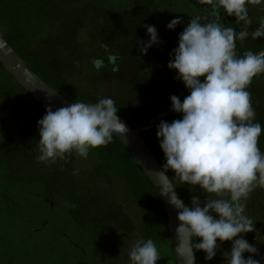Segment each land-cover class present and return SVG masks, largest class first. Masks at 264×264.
I'll list each match as a JSON object with an SVG mask.
<instances>
[{
	"label": "clouds",
	"instance_id": "obj_1",
	"mask_svg": "<svg viewBox=\"0 0 264 264\" xmlns=\"http://www.w3.org/2000/svg\"><path fill=\"white\" fill-rule=\"evenodd\" d=\"M197 2L210 5L211 11L209 18L190 19L179 34L178 47L170 54L168 68L177 72L176 79L182 80L189 94L183 102L176 95L170 97L172 111L182 113V119L161 120L157 125L156 138L166 160L159 175L166 177L171 170L180 183L196 189L199 186L207 194L204 200L192 195L187 205L169 190V203L177 210L175 233L181 250L190 245L194 252L203 251L210 261L224 242H231V250L223 253L225 264H260L251 256L244 257L246 252H259L242 234L254 231L252 219L244 214L245 202L257 188L264 189V153L259 147L264 129L254 122L256 112L247 90L256 76L264 74V51L248 50L238 56L236 41L243 43L249 35L253 40L264 38V19L254 31H248V6L264 0ZM220 9L242 25L240 31L222 23ZM182 22L178 17L167 28L174 30ZM142 26L150 39L137 43L139 52L146 55L149 48L162 42L154 25ZM101 46L108 51L106 45ZM117 59L109 55L114 72L118 71ZM103 63L101 59L93 61L97 70ZM38 125V162L45 165L72 152L86 158L90 149L107 146L114 134L129 131L111 98L91 104L75 102L55 110L48 107ZM129 258L130 264H157L160 255L153 240L138 239Z\"/></svg>",
	"mask_w": 264,
	"mask_h": 264
},
{
	"label": "rangeland",
	"instance_id": "obj_2",
	"mask_svg": "<svg viewBox=\"0 0 264 264\" xmlns=\"http://www.w3.org/2000/svg\"><path fill=\"white\" fill-rule=\"evenodd\" d=\"M71 1L75 4L76 0H0V14L6 17L2 21L13 28L8 40L14 45L18 44L17 40H20L21 52L16 46H14V50L33 61L60 94L71 101L89 104L96 103L103 98H111L115 102L117 111L123 112L132 123L140 118H151L157 114L160 108L170 107L172 95H176L180 99L188 95L189 90L182 80L176 79L177 72L172 70L162 75L160 83L145 79L146 87L144 86L145 90L141 91L145 95V103L135 99L131 96L134 92L132 88L135 87L131 82L137 84L138 80L142 79L139 75V59L130 57V54L129 57L126 56L125 51L134 53L136 49H139L140 45L137 41H145L147 34V29L142 25H150L152 21L158 30L161 42L163 37L174 31H177V38L174 40L177 41L183 30L178 26L174 30H170L167 28V24L178 17L185 20L194 16L201 10V4L196 3L195 0H160L156 6V0H132L134 9L129 13L114 12L108 15L106 19L111 23L110 27L114 28V32L107 35V38H103L101 45L109 46L115 52L118 49L125 56L118 61L120 71L114 73L110 67L98 72L91 63L96 59L94 57L85 60V65L90 63L88 65L90 69L86 67L79 69L76 64L73 65L69 61L72 58L84 61L79 56L72 57V55H77L72 32L79 23V12L76 17L72 16L71 11L74 10V4ZM155 6L157 9L153 18ZM257 8L259 5L248 6V9ZM225 18L226 20H235L234 17L227 14H225ZM249 19L252 20L250 17ZM253 19L255 21L262 20L264 14L257 13ZM44 30L46 36L36 41V36ZM70 34L71 40L68 38ZM245 42L240 44L239 48L241 49H238V52L236 48L238 56H242L248 50L257 53L263 47L260 38L256 40L251 38L250 41ZM154 55L161 58L166 57L165 49ZM170 79H175L173 82L177 83V86H169ZM123 82L124 84H122ZM247 90L251 93L252 107L256 112L254 122H259L264 129V75L255 77ZM29 110H33V105L21 90L16 89L13 80L7 76L6 72L0 69V132L9 130L13 125L12 121L16 123L20 119H27ZM172 117H168L167 122L182 119V113ZM153 134L154 139L150 140V144L158 162L163 166L166 160L160 147V141L156 138L157 130ZM38 140L39 132H35L34 134L29 133V136L23 139L17 138L3 142L0 147V160L2 162L9 161V163L11 160L14 163H25L29 154L30 177L35 176L31 166H53V164L54 166H66L65 177H63L64 184H70L73 188L80 186L83 195L89 200L91 198L90 201L100 200L104 196L100 191L104 193L110 188V180L116 178L121 182V178H124L133 192L138 194L141 205L143 204L146 215V240H153L157 246L160 255L157 264H174L172 242L162 204L133 159L116 140L113 139L107 146L90 149L86 158L78 157L79 155L72 152L66 155L65 159H57L55 163L49 165L38 162L40 154ZM259 147L264 153V131L259 138ZM85 166L91 167L86 169ZM18 167L14 166L13 170L8 171L13 174L12 178L16 180L23 178ZM4 173L6 174V169L0 166V177ZM167 174L173 184L177 186L178 193L185 204H191V197L194 194L198 195L201 200L207 198V194L200 191L199 186L196 189L180 183L175 179V173L171 170ZM90 188H93L94 191L97 189V194H94L93 191L92 195H89ZM245 203L244 214L252 219L254 231L257 228H262L264 224V189L257 188ZM254 231L242 234L244 239L250 242V237L255 234ZM231 247V242H224L221 248L217 249V255L212 259V264H217V259H224L223 253L230 251ZM194 253L196 264L206 263V254L203 251ZM246 257L248 258L249 255Z\"/></svg>",
	"mask_w": 264,
	"mask_h": 264
},
{
	"label": "flooded vegetation",
	"instance_id": "obj_3",
	"mask_svg": "<svg viewBox=\"0 0 264 264\" xmlns=\"http://www.w3.org/2000/svg\"><path fill=\"white\" fill-rule=\"evenodd\" d=\"M156 1L157 6L160 0ZM195 2L198 3L197 0ZM71 3L74 4L72 1ZM130 4L133 5L132 8L129 7ZM73 7L72 16L76 17L79 12V23L72 32L73 42L79 47L76 58L79 56L84 59L76 62L77 67L90 69V63L85 65V60L94 57L104 62L101 69L94 67L98 72L109 67L113 70L114 65L109 61L110 54L118 57L115 64L118 67V61L125 58L124 54L118 49L113 52L109 46L108 51L101 48L103 38L114 32L108 27L111 23L106 17L114 12L129 13L134 9L132 0H109L104 7L108 14L103 15L97 11L96 0H76ZM210 8V5H202L197 14L183 20L178 27L184 30L192 17L209 18ZM248 10L249 17L252 18L248 28L251 33L259 26L261 20L255 21L253 18L257 13L264 14V2L257 9ZM219 14L226 27H233L237 32L241 30L242 25L236 24L234 19L226 20L223 9H220ZM150 25H154V21ZM176 32L163 37L162 43L149 48L146 55L141 54L138 49L134 53L125 51L126 56L129 57L130 54V57L139 59V75L142 79L139 78L137 84L131 82L135 86L131 96L141 103H145V95L141 93L146 87L144 80L160 83L162 75L172 71L168 68V63L172 58L170 54L173 53V47H178V40L174 41L177 38ZM147 36L148 34L144 42L150 39ZM260 39L263 50L264 38ZM84 40H93L92 45H83ZM250 40L251 35L245 41ZM236 44L238 52L241 42L237 40ZM163 49L166 57L154 55ZM173 81L175 79L168 81L169 86H177ZM11 123L12 127L7 126L9 130L0 132V147L3 142L23 139L29 133L39 132L37 124L29 126V121L24 118ZM17 127L20 128L18 131ZM0 166L6 169V174L0 177V264H130L129 252L134 242L138 239L146 240L143 204L141 205L138 194L133 192L124 178H121V182L116 178L110 180V188L104 193L100 191L104 196L100 200L90 201L91 198L89 200L83 195L80 186L73 188L70 184H64L66 166H31L35 176L30 177L29 154L25 163L0 160ZM14 166H19L23 178H12L13 174L8 171L13 170ZM88 167L91 166H85L86 169ZM93 191L90 188L89 195ZM97 191L95 189L94 194ZM254 232L249 243L258 249L259 254L246 252L244 257L249 255L264 264V224ZM217 260V264H225V259ZM205 262L212 264L213 261Z\"/></svg>",
	"mask_w": 264,
	"mask_h": 264
},
{
	"label": "water",
	"instance_id": "obj_4",
	"mask_svg": "<svg viewBox=\"0 0 264 264\" xmlns=\"http://www.w3.org/2000/svg\"><path fill=\"white\" fill-rule=\"evenodd\" d=\"M8 32L9 28L7 26H0V63L5 71L8 72L16 82L45 109L52 107L53 110H55L56 108L75 103L60 94L52 85L47 83L41 75L29 67L28 63L20 57L14 48L5 40V36ZM261 51H264V49ZM181 101L183 102V100ZM175 113L176 112L172 111V107L168 108L155 119L151 121H143L135 128L118 115L120 121L126 125L129 131L127 134H114V136L119 139L130 152L131 157L152 183L158 198L161 200L165 211L166 223L173 245V253L175 255L176 263L196 264L195 253L193 260L194 249H192L190 245H185L183 250H181L180 242L175 233V229L179 223L177 210L169 203L171 197V192L169 190H173L179 199H183L178 193V190L171 181L169 175L166 174V177L159 175L162 166L141 137L143 131L150 130L158 125L161 120H164Z\"/></svg>",
	"mask_w": 264,
	"mask_h": 264
},
{
	"label": "trees",
	"instance_id": "obj_5",
	"mask_svg": "<svg viewBox=\"0 0 264 264\" xmlns=\"http://www.w3.org/2000/svg\"><path fill=\"white\" fill-rule=\"evenodd\" d=\"M96 3H97V11L98 12H100V14H108L107 13V10H105V6L107 5V3H109V0H96ZM132 4H130V6L129 7H131L132 8ZM4 19H6V17L5 16H2L1 14H0V26L1 25H4V26H7V27H9L10 28V31L8 32V34L5 36V40L14 48V46H16V47H18L19 48V51H20V49H21V47H20V45H19V43H20V40H17L16 42H18V44H13V43H11L8 39H9V36H10V34H12V32H13V28L10 26V25H8L7 23H5V22H3L2 20H4ZM106 25V24H105ZM111 26V24H108V27H110ZM114 28L113 27H110V30H113ZM46 35H45V30L43 31V32H41V34L40 35H38V36H36V41H39V40H41L42 38H44ZM47 36H48V34H47ZM69 40H71V34L69 35ZM73 40V39H72ZM92 42H93V40L91 41V40H89V41H85L84 40V42H83V45L84 44H86L88 47L90 46V45H92ZM76 44V43H75ZM76 49H77V53L79 52V47L76 45ZM16 51V50H15ZM18 51V52H19ZM17 52V51H16ZM17 52V54L19 55V54H21V55H19L20 57H22V56H24L22 53H18ZM72 57H76V56H73L72 55ZM27 63H28V65H29V67L31 68V69H33L35 72H37L39 75H41L42 77H43V79L47 82V83H49L50 85H52L56 90H57V88L54 86V84L52 83V82H50L45 76H44V74L40 71V69H38L37 67H36V65H35V63L33 62V61H31V60H29L26 56H24V57H22ZM72 59H74V58H72ZM72 59H70L69 61L70 62H72L73 63V65H75L76 64V62H77V60L76 59H74V60H72ZM0 69H2L3 71H5V69L3 68V66H2V64L0 63ZM6 72V71H5ZM6 74H7V76L8 77H10L12 80H13V82H14V84H15V86H16V89H19V90H21L23 93H24V95H25V97H26V99L33 105V110H29V113H28V118H27V121H29V126L30 125H34V124H37L38 125V121L40 120V119H42L43 118V116L46 114V109L39 103V102H37L36 100H34L33 98H32V96L30 95V94H28L17 82H16V80L8 73V72H6ZM261 75H264V74H261ZM258 76H260V75H258ZM257 77V76H256ZM58 91V90H57ZM189 94V93H188ZM149 97L151 96V95H148ZM65 97V96H64ZM151 99V98H150ZM184 99V98H183ZM182 99V100H183ZM75 102V101H74ZM21 104V103H20ZM19 106H21V105H19ZM171 107V106H170ZM170 107H166V108H160V109H158V112H157V114H155L154 116H152L151 118H149V119H145V118H140V119H138V120H136L134 123H132L131 121H130V119L126 116V115H124L123 114V112H119V111H117V115H119V116H121L122 118H124L133 128H135L136 126H138L141 122H143V121H146V120H153L154 118H156L159 114H161L162 112H164L165 110H167L168 108H170ZM178 113H175V114H173V115H171V116H173V117H175L176 115H177ZM170 117V116H169ZM172 117V118H173ZM168 118V117H167ZM167 118L166 119H164V121H167ZM26 119V118H25ZM39 126V125H38ZM20 128L19 127H17L16 128V130L18 131ZM38 129H39V127H38ZM157 130V125L155 126V127H153V128H151L150 130H147V131H143L142 133H141V137H142V139L144 140V142L147 144V146L149 147V149L151 150V152L154 154V151H153V149H152V146H151V144H150V140L151 139H154V132ZM152 131V132H151ZM151 132V133H150ZM113 139L114 140H116L123 148H124V150L126 151V153L127 154H129V156L131 157V155H130V152L127 150V148L120 142V140L119 139H117L115 136H113ZM149 139V140H148ZM78 157H80V156H78ZM156 157V156H155ZM132 158V157H131ZM157 158V157H156ZM133 159V158H132ZM134 161V160H133ZM159 161V160H158ZM135 162V161H134ZM135 164H136V162H135ZM136 166L139 168V170L141 171V173H142V175H143V177L149 182V184H150V186L153 188V190H154V187H153V185H152V183L149 181V179L146 177V175L144 174V172L141 170V168L136 164ZM175 185V184H174ZM176 186V185H175ZM176 188H177V186H176ZM155 191V190H154ZM156 193V192H155ZM181 196V195H180ZM160 200V199H159ZM160 203H161V200H160ZM162 204V203H161ZM163 207V206H162ZM164 209V208H163ZM172 254H173V259H174V264H177L176 263V260H175V255H174V253H173V245H172Z\"/></svg>",
	"mask_w": 264,
	"mask_h": 264
}]
</instances>
